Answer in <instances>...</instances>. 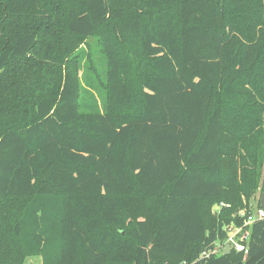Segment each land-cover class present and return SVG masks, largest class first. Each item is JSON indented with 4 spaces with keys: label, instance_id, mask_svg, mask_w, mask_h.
<instances>
[{
    "label": "trees",
    "instance_id": "trees-1",
    "mask_svg": "<svg viewBox=\"0 0 264 264\" xmlns=\"http://www.w3.org/2000/svg\"><path fill=\"white\" fill-rule=\"evenodd\" d=\"M257 190L264 0H0V264H264Z\"/></svg>",
    "mask_w": 264,
    "mask_h": 264
},
{
    "label": "built area",
    "instance_id": "built-area-1",
    "mask_svg": "<svg viewBox=\"0 0 264 264\" xmlns=\"http://www.w3.org/2000/svg\"><path fill=\"white\" fill-rule=\"evenodd\" d=\"M245 211H241L239 216H245ZM264 218V208L262 206H257L256 209H253L251 213H249L241 226H236L231 224L227 226L228 237L222 242L214 245V249L206 250L202 255L209 254L210 251L215 253L223 252L226 244L230 245V250L234 249L236 251H246L247 244L250 240L251 235V226L252 224L259 219Z\"/></svg>",
    "mask_w": 264,
    "mask_h": 264
},
{
    "label": "rangeland",
    "instance_id": "rangeland-1",
    "mask_svg": "<svg viewBox=\"0 0 264 264\" xmlns=\"http://www.w3.org/2000/svg\"><path fill=\"white\" fill-rule=\"evenodd\" d=\"M93 52H96V50L95 51H93ZM96 55H98V54H96ZM96 58V61H98V70H99V72H101V73H103L104 72V70H105V67L102 65V63H99L100 61H99V56H96L95 57ZM101 106H103V104L101 103ZM259 198H260V191L259 190H257V192H256V194H255V200L254 201H252V202H250V205H251V208L252 209H256L257 208V206H258V202H259ZM215 209V208H214ZM219 209V208H218ZM215 210H217V209H215ZM246 209H240L239 210V213L241 212V211H245ZM219 244V243H218ZM218 246V245H217ZM25 264H42V258H41V256H31V257H27V259H26V261H25Z\"/></svg>",
    "mask_w": 264,
    "mask_h": 264
},
{
    "label": "water",
    "instance_id": "water-1",
    "mask_svg": "<svg viewBox=\"0 0 264 264\" xmlns=\"http://www.w3.org/2000/svg\"><path fill=\"white\" fill-rule=\"evenodd\" d=\"M261 206L264 208V195H262V197H261ZM214 208H215V209H218V208H219V205L215 204V205H214ZM214 245H215V244H211V245L207 248V250L212 249V248L214 247ZM230 251H231V250H230V245H229V244H226V246H225V248H224V250H223V253H224V254H228Z\"/></svg>",
    "mask_w": 264,
    "mask_h": 264
}]
</instances>
